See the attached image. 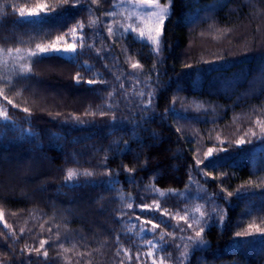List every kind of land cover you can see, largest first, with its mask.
I'll return each mask as SVG.
<instances>
[{
    "label": "trees",
    "instance_id": "obj_1",
    "mask_svg": "<svg viewBox=\"0 0 264 264\" xmlns=\"http://www.w3.org/2000/svg\"><path fill=\"white\" fill-rule=\"evenodd\" d=\"M59 2L0 0V49L79 47L71 56L29 60L32 74L0 75V106L11 117L0 119V261L153 264L143 254L149 239L135 242L128 231L135 224L129 228L124 205L135 196L141 204L158 200L167 212L190 206L193 228L182 237L205 229L207 243L188 248L187 259L181 253L191 242L165 237V264H264V233L255 231L264 228L257 124L264 122V0H174L158 54L132 33L108 35L113 0H84L79 10L43 21L17 22L10 6ZM137 62L142 67L133 69ZM240 139L251 142L237 146ZM220 148L229 150L214 167L196 165ZM123 166L134 169L133 179ZM69 169L93 175L66 182ZM152 189L165 196H151ZM197 206L205 213L199 224ZM245 231L253 234L235 236ZM42 240L39 254L29 252Z\"/></svg>",
    "mask_w": 264,
    "mask_h": 264
},
{
    "label": "snow or ice",
    "instance_id": "obj_2",
    "mask_svg": "<svg viewBox=\"0 0 264 264\" xmlns=\"http://www.w3.org/2000/svg\"><path fill=\"white\" fill-rule=\"evenodd\" d=\"M90 2L92 4H96L98 3V0H90ZM174 0H168L167 4H161L160 0H136V4L134 5L135 7H137L138 9H140V12L138 13H134L133 15H136L139 23L141 25H144L143 27H134L132 24H128V25H121L120 27L123 29V33L125 35L132 33L133 34V38L140 40L142 42H144L145 44H147L149 47H153V51L156 52L157 54L160 51V45H161V36L163 33V24L165 19H167L170 15V11H171V5L173 4ZM84 3V0H60V2L58 4H56L55 6H49V5H43L39 8L36 9H27L25 7H19L16 8L14 5H10L11 7L14 8V13L18 14L17 17V22L20 21H43V20H49V19H53L57 16H61V15H66L69 12L72 11H77L81 8L82 4ZM113 3H115V0H113ZM107 15L112 16L114 15V13L109 12L107 13ZM96 21H92L90 22V24H95ZM79 30L82 33L83 29L85 27L84 23L80 22L78 24ZM70 32L72 33H76L77 32V28L74 27L72 29H70ZM107 33L109 36L114 35V27L112 24H108L107 27ZM57 40H61L62 37H57ZM81 44V47H84L83 44V36L81 35L79 37ZM21 49L16 48V49H7V52L5 54V50L4 49H0V55H7V56H13L14 60L16 59V57L19 56V54L21 53ZM76 51V45L75 44H71L68 45L66 47H59L55 42L46 45V46H42L40 44L36 45V50L32 51V50H28L27 52V58L28 59H45V58H52L54 56H59L62 53H70V52H75ZM99 51V50H98ZM15 54V55H14ZM6 63V61H5ZM131 67L133 69L142 67L138 62L137 63H133L131 65ZM190 67V65L188 66ZM28 74H32V69L30 66H26L25 64H20L19 65V72L18 75L20 76H26ZM7 83H11V79L10 78H5ZM77 83H80V79L79 76L77 77ZM100 83H105V81L101 80L99 81ZM86 83L88 84H95L97 83L96 80H88L86 81ZM122 87V86H121ZM3 90H0V94H2ZM112 94L109 93V96H111ZM141 95H144V93H141ZM152 93H148V101H147V106H150L152 104ZM5 100H7V96L4 97ZM9 103H11V101H8ZM24 112L28 113L29 109L28 108H24L23 109ZM104 113L102 112L101 115H103ZM0 119L8 121L11 120V117L8 115L7 109L3 108L0 109ZM113 120H115V117H113ZM257 124L260 125V129H261V133L264 134V122L261 121H257ZM177 132H180L181 129L177 128L176 129ZM253 135H255V133H253ZM251 141H245L244 139H240L236 141V145L240 146V145H244L245 143H250ZM126 143V142H125ZM130 150V149H129ZM229 149L227 148H220L216 150V153L214 154L213 149H209L207 154H206V158L205 160H200L197 159L196 160V165L199 166L201 164H205L207 163V166H215L214 163V158L216 155H218L219 152H227ZM125 168V171L128 173L129 179H133V172L134 169H130L127 168V166H123ZM92 176L93 173L89 172V171H84L82 173L77 172L75 170L69 169L67 172V175L65 177V181L66 182H72L75 180H78L79 176ZM104 175H107L109 177L113 176V172L112 171H108L106 173H104ZM207 175H211L210 173H208ZM191 179V177H190ZM118 180L115 179H110L108 181L109 184H116L118 183ZM152 191L155 192V189H152ZM240 191V190H238ZM174 193V190H169V194ZM158 195L160 197H164L165 196V192L160 191L158 193ZM233 195V193L229 192L228 196L231 197ZM131 198V197H129ZM121 199L123 200L124 197L121 196ZM126 207L128 209H132L133 205L132 203H128L126 204ZM160 203L158 200H153V203L151 205L149 204H140L137 205V208L141 209V211H158L160 209ZM196 212H199L200 214V219H196L195 223L199 224L201 222V220L205 217V213L204 212H200V207L197 206ZM170 214L165 210L161 213L162 217H168ZM175 218V217H172ZM179 220H183L185 221V223H187L188 221V214L186 211V214L184 216H180ZM161 222H165L163 219H161ZM205 223H207V221H204ZM146 224H150L152 225L151 229L148 228H144L142 229L143 231H150L152 233L155 232L156 229H158L160 227V224H154L152 220H148L146 221ZM187 227L188 228H193V224L192 223H187ZM251 228V226H249ZM181 231H184V229H180ZM24 230L21 229V232H23ZM205 231V229L203 227L200 228L199 231L195 232L194 236H190V237H180V239H187L188 241H190V244H186L185 245V249L186 251L181 253V257L184 259H187L188 257V251L187 249L190 248L191 246H196V245H204L207 242L203 239L202 237V233ZM258 233H264V228H257L255 230ZM253 233L250 231H245V232H237L235 233V236L238 238L241 237H246L249 235H252ZM170 235V234H169ZM164 240V235L161 234L160 240L159 241H148V244L152 247V248H157L159 246V250H164V248L167 246L166 244L163 243ZM48 243L47 241H40V247L39 248H35V249H29V252L31 251H35L36 253H40L41 249L44 248L45 244ZM62 247V245H61ZM179 247V246H177ZM149 255H151V253H149ZM48 253L47 251L43 252V257L45 259H47ZM163 259V258H162ZM0 264H5V262L0 261ZM153 264H155V262H153Z\"/></svg>",
    "mask_w": 264,
    "mask_h": 264
},
{
    "label": "rangeland",
    "instance_id": "obj_3",
    "mask_svg": "<svg viewBox=\"0 0 264 264\" xmlns=\"http://www.w3.org/2000/svg\"><path fill=\"white\" fill-rule=\"evenodd\" d=\"M161 4H167L168 0H160ZM136 0H115V3L113 5V8L109 10L107 13L112 12L114 15L106 16V19L108 21V24H112L114 27V33L121 34L123 33V29L120 27L121 25H128L132 24L134 27H143L144 25H141L139 23V20L136 15H133L134 13L140 12V9L135 7ZM165 22V21H164ZM164 25V24H163ZM161 39V38H160ZM71 44H75L74 42ZM70 44V45H71ZM76 45V44H75ZM59 47H66L64 45H58ZM68 46V45H67ZM154 47V46H153ZM79 47L76 45V51L70 52V53H62L65 56H71L72 54L76 53L78 51ZM21 53L18 57L14 60L13 56H7V55H0V75L2 76L3 70H19V65L25 64L26 66H29V60L27 58V52L28 50L35 51L36 49H21ZM7 51H5L6 54ZM15 55V54H14ZM6 61V63H5ZM4 74V73H3ZM0 109L2 107L0 106ZM261 137V134L258 135V138ZM159 192H152L150 195H158ZM159 196V195H158ZM136 197L133 196L129 199L125 200L124 209H128L126 207V204L132 203L133 208L128 209L131 211V221L129 223V228L135 224V228L128 229L129 232H134L135 236V242H140V240L144 239V241L140 242L142 244L146 243V239H149V241H159L161 234L164 235L163 243L166 242V239L169 237H172L176 234H179L181 237L188 233L187 223L183 220H179L180 216H184L188 214V221L192 217V215L189 213L191 210V207H180L178 209H175L174 207H170V211L168 212L170 215L168 217H162L161 213L163 212V209L160 207L158 211H141V209L137 208V205H140L141 203H138L136 201ZM155 200V199H153ZM153 200L150 201L149 204L151 205L153 203ZM143 204H145L143 202ZM174 208V209H173ZM139 211L144 212L145 214H148V217L142 216ZM175 217V218H172ZM151 218H156V221ZM161 219H163L165 222H161ZM152 220L154 224H160V227L155 230L154 233L150 231H143L142 229L148 228L151 229L152 225L146 224V221ZM187 221V222H188ZM198 226V225H197ZM180 229H184V231H181ZM126 229H124L125 234L132 235L128 232ZM170 234V235H169ZM165 237H167L165 239ZM179 243L177 245H181L182 243H187V240L179 239ZM148 244V243H147ZM169 249H166V252H169ZM151 253V255H149ZM141 254L140 253H137ZM143 254L146 255V258L148 260H151L152 262H155V264H165L164 263V250H159V246L157 248H152L149 244L146 246V248L143 251ZM139 258V257H138ZM163 258V259H162ZM145 263V262H144Z\"/></svg>",
    "mask_w": 264,
    "mask_h": 264
}]
</instances>
